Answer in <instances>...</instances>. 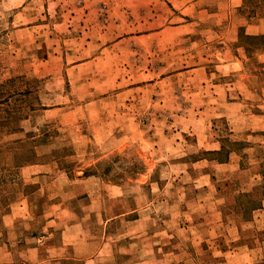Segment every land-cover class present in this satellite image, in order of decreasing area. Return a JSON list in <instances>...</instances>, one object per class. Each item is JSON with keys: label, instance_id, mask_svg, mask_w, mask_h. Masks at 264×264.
<instances>
[{"label": "rangeland", "instance_id": "1", "mask_svg": "<svg viewBox=\"0 0 264 264\" xmlns=\"http://www.w3.org/2000/svg\"><path fill=\"white\" fill-rule=\"evenodd\" d=\"M259 116L264 0H0V264H264Z\"/></svg>", "mask_w": 264, "mask_h": 264}, {"label": "trees", "instance_id": "2", "mask_svg": "<svg viewBox=\"0 0 264 264\" xmlns=\"http://www.w3.org/2000/svg\"><path fill=\"white\" fill-rule=\"evenodd\" d=\"M34 157H35V154H32L28 159L24 160V161H25L24 163H28V162L33 161ZM253 202H254V201H253ZM259 204H260V203L257 201V202L254 203V206H257V207H258ZM255 208H256V207H255Z\"/></svg>", "mask_w": 264, "mask_h": 264}, {"label": "crops", "instance_id": "3", "mask_svg": "<svg viewBox=\"0 0 264 264\" xmlns=\"http://www.w3.org/2000/svg\"><path fill=\"white\" fill-rule=\"evenodd\" d=\"M263 118H264V116H259V120H263ZM261 130H264V126L262 127ZM34 264H41V262H39V263H34Z\"/></svg>", "mask_w": 264, "mask_h": 264}]
</instances>
